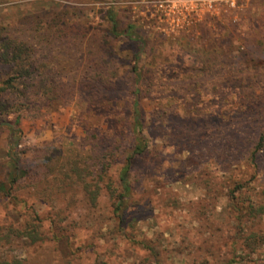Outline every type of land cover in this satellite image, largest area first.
Listing matches in <instances>:
<instances>
[{"label":"rangeland","instance_id":"obj_1","mask_svg":"<svg viewBox=\"0 0 264 264\" xmlns=\"http://www.w3.org/2000/svg\"><path fill=\"white\" fill-rule=\"evenodd\" d=\"M54 1L82 10L86 54L74 53L69 37L53 39L36 59L53 83L77 90L41 117L23 116L28 171L16 187L20 202L0 199V264H264V214L255 213L264 207V150L253 163H230L222 139L232 102L264 106V0L219 1L172 36L148 20V2L161 0ZM96 53L104 59L90 70L86 56ZM104 69L115 75L111 113L90 107L94 99L81 92L89 83L101 94L95 74ZM135 72L150 148L136 159L121 222L114 193L133 146ZM254 116L243 118L255 120L258 135L264 116ZM8 144L9 128L0 126L3 174ZM32 212L43 220L34 244L17 235Z\"/></svg>","mask_w":264,"mask_h":264},{"label":"trees","instance_id":"obj_2","mask_svg":"<svg viewBox=\"0 0 264 264\" xmlns=\"http://www.w3.org/2000/svg\"><path fill=\"white\" fill-rule=\"evenodd\" d=\"M81 12L82 10L77 7L63 6L54 0H0V126L9 128L7 160L5 166L2 165L7 171L6 174L0 172V199L2 200L16 204L20 202L16 187L23 176L26 177L28 171L23 153L19 149L23 137L21 128L23 116L41 117L45 111L52 108L55 101L66 100L68 95H74L77 90L73 86L59 84L58 86L53 83L46 61H42L40 65L36 59L41 53H43L42 58L46 56L44 53L53 39H59L63 43L69 40V37H74L71 39L74 40L73 52L80 57L85 56L86 53L80 46L83 33L79 29L85 28L79 23ZM71 17H75L73 19L77 22L74 27L68 21ZM107 19L111 23L112 35L119 36L118 23L113 10L107 11ZM130 36L131 33L128 32L127 37L131 38ZM222 55L223 53H216L215 60L219 61L223 58ZM103 59L96 53L89 54L85 60L91 65V70L98 61L102 62ZM135 73L130 128L133 146L131 154L127 156L119 172L118 186L114 193L116 202L113 214L121 222L134 190L133 170L136 159L143 157L150 148L145 135L146 124L140 105L142 90L139 82L142 76L138 72ZM95 75V79L102 82V93L98 94L97 90L91 89L89 83L81 88V92L86 91V95L94 99L90 107H100L105 112L110 109L109 113H111L114 106L108 99V95L112 90V78L115 75L105 69L98 71ZM232 104L234 112L227 119L229 134L227 137L222 135L225 144L224 160L232 163L238 158L239 160L247 159L253 163L257 159L256 153L264 150V131L257 135L258 130L253 128L255 120L251 119V121L243 116L251 113L253 118L259 119L254 115L257 112L264 116V106L252 99L249 103L232 102ZM12 117L15 118L13 122L9 121ZM262 123H264V117ZM253 147L254 151H252ZM93 200L95 201L96 198ZM255 213L263 215L264 207L257 209ZM42 224L43 220L39 215L32 212L28 214L25 230L17 229V235L27 238L34 244L40 240ZM2 239L4 235L0 236V241ZM4 264H19V262Z\"/></svg>","mask_w":264,"mask_h":264},{"label":"built area","instance_id":"obj_3","mask_svg":"<svg viewBox=\"0 0 264 264\" xmlns=\"http://www.w3.org/2000/svg\"><path fill=\"white\" fill-rule=\"evenodd\" d=\"M235 7L238 0H161L150 1L147 5L148 20L158 25L165 36L190 30L202 14L216 10L218 2ZM146 15V16H147Z\"/></svg>","mask_w":264,"mask_h":264}]
</instances>
